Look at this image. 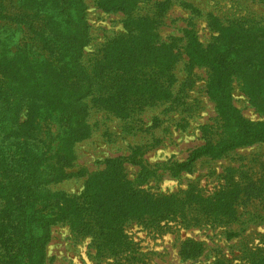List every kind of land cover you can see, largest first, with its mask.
Here are the masks:
<instances>
[{
    "label": "trees",
    "instance_id": "16d2710c",
    "mask_svg": "<svg viewBox=\"0 0 264 264\" xmlns=\"http://www.w3.org/2000/svg\"><path fill=\"white\" fill-rule=\"evenodd\" d=\"M254 1L264 6V0ZM91 3L107 14L121 12L123 30L97 41L88 0H0V254L7 257L5 264H46L51 226L64 223L75 235L88 236L96 254L114 257L113 264H149L139 256V240L127 231L133 223L156 233L173 224L230 227L242 201H257L264 209V164L258 174L230 168L225 183L209 194L195 187L166 194L135 186L121 158H107L93 173L76 168L74 151L90 135L93 109L141 122L144 109L175 100L190 87L197 67L208 70L206 94L227 129L220 139L194 148L185 161L173 162L171 171L180 174L204 156L224 158L236 148L264 143V15L240 14V3L241 12L233 15L205 12L188 0ZM175 3L193 13L185 18L189 27L182 37L162 38L159 29ZM198 15L212 27L209 42L198 35ZM93 39L97 47L91 51ZM180 62L192 70L176 90L174 70ZM237 89L260 119L247 118L235 105ZM140 147L135 145V153ZM143 165L140 177L150 166L147 160ZM74 177H86L82 191L52 188ZM182 244L186 254L205 248L193 238ZM253 247L245 246L239 256L215 257L212 264H264V254Z\"/></svg>",
    "mask_w": 264,
    "mask_h": 264
},
{
    "label": "rangeland",
    "instance_id": "374dc122",
    "mask_svg": "<svg viewBox=\"0 0 264 264\" xmlns=\"http://www.w3.org/2000/svg\"><path fill=\"white\" fill-rule=\"evenodd\" d=\"M188 1L201 6L205 12L213 10L219 15L239 14L241 11L236 6L239 3L243 9L240 14L250 10L264 15V6L254 0ZM88 2H90L88 19L92 24L93 34L98 37L97 41L106 40L114 31L123 30L121 12L107 14L93 5L92 0ZM190 15L193 13L189 9L178 3L173 4L167 12L166 24L159 29L161 37L167 39L172 35L182 37L183 28L188 26V19L185 18ZM195 21L201 41L209 42L214 32L206 16L198 15ZM96 40L93 39L87 49L93 51L97 47ZM178 42L179 45H183L185 40ZM188 70L192 68L184 66L183 62L176 65L174 70L177 76L176 90L181 87V81L188 78ZM193 71L195 76L189 79L192 85L186 87L184 92L180 90L181 97L166 104L159 103L144 109L139 115L141 122L137 119L131 121L127 116L119 118L104 110L93 109L89 118L92 124L90 135L74 146L77 155L76 168L85 167L89 173H93L105 167L107 158H121L123 171L135 186L150 187L155 192L161 191L166 194L193 187L209 194L225 183L232 167L242 171L249 168V171L258 174L264 164V143L261 142L236 148L224 158L213 159L204 156L197 160L189 171L180 174L171 171L170 166L173 162L185 161L194 148L208 140L213 142L220 139L227 129L222 126L215 102L206 94L208 70L205 67H197L193 68ZM81 86H84V81H81ZM234 94L236 98L239 97L235 105L241 109L244 116L254 120L261 118L249 105L246 95L241 90L237 89ZM137 144L141 147L139 152L135 153ZM144 160H147L150 166L140 177ZM85 179L86 177H74L52 188L80 192L84 188ZM261 207L257 201H242L237 206L238 221L236 220L230 227L219 225L213 227L211 224H205L199 228L185 229L173 224L168 231L156 233L133 223L127 231L131 233L132 238L139 240V248L143 251L139 256L145 263L212 264L215 257L226 259L243 254L245 246L264 248V209ZM234 228L239 231L237 235L228 232ZM50 231L46 264L115 263V258L110 255L96 254L91 239L86 235H75L66 223L52 225ZM186 238L202 241L205 247L203 252L195 253L196 255L186 254L182 244ZM256 248L253 247L256 254H264V249ZM5 258L7 257L0 254V264L6 263Z\"/></svg>",
    "mask_w": 264,
    "mask_h": 264
}]
</instances>
